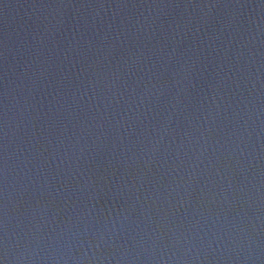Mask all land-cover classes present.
I'll return each mask as SVG.
<instances>
[{
	"label": "water",
	"instance_id": "1",
	"mask_svg": "<svg viewBox=\"0 0 264 264\" xmlns=\"http://www.w3.org/2000/svg\"><path fill=\"white\" fill-rule=\"evenodd\" d=\"M0 264H264V0H0Z\"/></svg>",
	"mask_w": 264,
	"mask_h": 264
}]
</instances>
